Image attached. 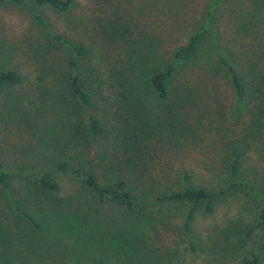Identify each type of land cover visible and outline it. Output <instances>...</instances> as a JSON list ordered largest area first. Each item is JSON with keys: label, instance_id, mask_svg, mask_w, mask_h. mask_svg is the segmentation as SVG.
I'll list each match as a JSON object with an SVG mask.
<instances>
[{"label": "trees", "instance_id": "obj_1", "mask_svg": "<svg viewBox=\"0 0 264 264\" xmlns=\"http://www.w3.org/2000/svg\"><path fill=\"white\" fill-rule=\"evenodd\" d=\"M76 2L0 0L49 8L59 14L67 13ZM219 2L214 0V5ZM204 29L205 25L178 44L166 67L151 72L144 93H138V84L135 76L131 79L129 68L111 62L103 64L112 60V56L92 55L82 42L58 33L51 37L57 45L70 46L74 54L68 57L72 73L66 76L64 95L70 98V104L65 109L66 119L59 120L63 133L57 134L55 141L59 153L51 160L54 171L28 174L25 167H20L12 173L0 159V187L6 192L12 182L18 183L13 190L20 193L16 211L34 231L40 230L43 223L47 238L53 239L52 244L45 243L46 261L79 264L78 259H66L65 255L69 251L80 255L99 249L100 255L91 264H105L106 251L115 264H174L168 253L152 246L150 238L172 236L179 240L185 234L191 249L198 240L206 252L219 255L222 251L220 257L214 255L222 261L264 264V182L242 170L244 161L250 158L249 152L263 150L264 145V58L258 57L248 66L240 62L239 67L229 59L218 60L236 103L244 102L248 120L243 121L233 108L224 112L227 104L218 100V96L200 99L197 106L191 100L195 89L189 82L188 69L183 68L196 61ZM176 74L186 81L173 87ZM42 81L38 76V82ZM23 82L14 70L0 71V89ZM141 96L146 101L153 98L164 102L171 116L181 118L182 142L186 144L203 135L207 151L216 156L210 158L206 153L207 158L201 155V159H193L187 165L184 162L169 165L171 160H164L162 154L167 147L163 140L170 143L167 140L170 137L163 139L159 124H153L142 113ZM186 106L194 107L193 117L185 114ZM230 119L235 120L230 123ZM222 121L230 127L225 128L220 124ZM239 122L243 130L236 132L231 125ZM224 130L228 135L224 136ZM179 143L180 140L178 146ZM193 161L203 171L198 173L190 167ZM55 171L76 180L84 193L92 194L107 209L100 212L89 208L92 204L86 202L82 190L61 194ZM198 174L201 179H196ZM255 196H260L261 202L254 218L247 220L246 203ZM21 197L36 207L41 214L40 223L34 213L21 206ZM235 201L239 204L232 211L230 206ZM218 213L220 220L206 230L203 239L197 238L193 231L196 218L199 215L214 218ZM216 234L218 243L213 241L210 246Z\"/></svg>", "mask_w": 264, "mask_h": 264}, {"label": "rangeland", "instance_id": "obj_2", "mask_svg": "<svg viewBox=\"0 0 264 264\" xmlns=\"http://www.w3.org/2000/svg\"><path fill=\"white\" fill-rule=\"evenodd\" d=\"M76 1V5L64 14L49 8L0 3V71L14 70L24 81L21 85L0 89V159L8 171L16 173L20 167H25L28 174L54 171L51 160L59 153L55 141L57 134L63 133L60 128L63 123L59 120L66 119L65 109L70 104V98L64 95L66 76L72 73L68 57L74 55L70 46L57 45V41L51 39L57 33L71 41L82 42L91 49L92 55L112 56V60L103 64L111 62L129 68L131 79L135 76L138 84V93H144L151 72L166 67L175 47L205 25L196 61L183 68V71L188 69L189 82L195 89L191 100L199 106L200 99L206 101L218 96V100L227 104L224 112H231L233 108L243 121L248 120L246 106L244 102L236 103L218 60L220 57L229 59L239 67L240 62L248 66L258 57L264 58V0H221L216 6L214 0ZM38 76L44 81L39 83ZM175 80L173 87L186 81L184 77L180 80L179 75ZM142 101V113L153 124H159L163 139L170 137L167 139L170 143L163 140L167 147L162 154L164 160H171L169 165L180 162L187 165L193 159H201V155L207 158L206 153L210 158L216 156L207 151L203 135L186 144L182 142L183 135L179 133L182 120L171 116L164 102L153 98L146 101L143 97ZM184 112L193 117L194 107L186 106ZM220 124L230 127L226 121ZM231 128L238 132L243 130V125L239 122ZM224 132V136L228 135L226 130ZM200 145L203 146L198 148ZM261 146L263 150L249 152L250 158H246L242 170L264 182V145ZM196 165L200 166L193 161L190 167L198 173L203 171ZM55 174L61 194L85 192L73 178L57 171ZM201 178V174L196 177ZM10 186L11 191L6 192L0 187V264H57V260L46 261L45 258V243L52 244L53 239L46 236L44 224L40 223L41 214L31 201L20 198L21 206L40 221L41 229L34 231L15 209L20 193L13 190L18 183L12 182ZM84 194L86 202L89 200L92 204L89 208L100 212L107 209L92 194ZM251 200L246 203L247 220L254 218L261 202L260 196ZM239 202L235 201L230 209L234 211L233 207ZM215 216L196 218L193 231L197 238L203 239L206 230L216 223L215 220H220V213ZM154 238H150L152 246L168 253L174 264H234L215 257L218 254L214 251L206 252L198 240L191 249L185 234L179 240L172 236ZM213 241L218 243L217 234L212 237L210 246ZM98 250H86L80 255L69 251L65 256L78 259L79 264H91L100 255ZM104 254L107 256L105 264L116 263L108 251ZM221 254L222 251L218 256Z\"/></svg>", "mask_w": 264, "mask_h": 264}]
</instances>
